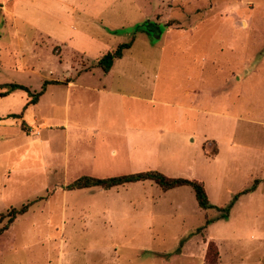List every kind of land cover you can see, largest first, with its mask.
<instances>
[{"label":"rangeland","instance_id":"rangeland-1","mask_svg":"<svg viewBox=\"0 0 264 264\" xmlns=\"http://www.w3.org/2000/svg\"><path fill=\"white\" fill-rule=\"evenodd\" d=\"M79 6L84 11L70 12L75 21L67 17L59 21L56 19L58 14L52 10L50 15L33 11L31 14L37 18L35 25L50 31L72 32V36H68L70 46L66 44L63 48L55 39L40 36L32 51H8V58L15 60L14 69L36 75L30 79L25 73L15 72L5 56L6 51H1L0 83L27 81L32 86L30 91L36 92L44 79L71 78L82 74L86 68L93 71L96 60L104 52L139 34L130 51H124L129 61L117 59L114 75L101 79L107 82L121 79L122 82L126 77L154 71L159 78L158 95L164 101H169L170 89L179 92V88H198V98H202L200 103L204 109L203 121L198 128L200 133L210 136L205 138L201 149L202 137L194 133L198 128L193 122L192 135L183 140L176 138L170 147L162 145L161 153L168 156L163 158L160 166L167 176L202 182L208 199L217 206L205 210L199 208L189 186L165 191L161 204H183L186 217L183 222L173 220L155 224L152 239L145 234L137 235L136 229L130 227L124 233H115L116 251L126 258L125 264L132 263L136 256L143 264L154 263L156 256H168L176 248L180 256L187 257L184 261L177 258L176 263L208 264L205 257L210 242L217 249L216 264L264 263V0H91L90 3L80 0ZM147 19L168 23V29H171L165 28L168 32H162L154 45L148 38L149 46L144 41L148 37L144 31L136 30L137 24ZM81 32L86 33L85 36ZM26 33L30 36L32 30ZM11 40L10 34H0V45L8 46ZM136 56L141 63L138 68L131 62ZM49 57L54 63L53 60L46 61ZM42 61L45 66L37 67V62ZM126 61L133 67L123 68L122 72L121 65L126 66ZM95 76H82L79 82H96ZM122 86L130 88L133 85ZM4 90L0 87V92ZM45 96L38 108L39 115L63 118L62 92L51 90ZM92 96V92L74 91L70 107L72 110L76 107L78 111L84 109L94 120V107H89ZM18 102L17 98H0V118L4 117L6 108H19ZM51 102L57 104L52 111L49 108ZM28 107L19 108L17 113L24 117ZM40 116L32 113L27 122L22 118L17 120L21 133L27 135V142H30L26 146L13 127L0 126V152L12 149L10 154L0 156V214L30 201H50L55 191L66 189V184L71 182L55 178L43 181L42 175L35 172L38 167L43 169L41 147L36 143L40 138L36 129L43 122ZM134 118L131 104L125 103L121 115L109 111L103 114L102 122L132 123ZM75 119L81 117L74 113L70 120ZM147 121L159 123L158 119L154 122L148 118ZM166 123L171 124L173 120L168 119ZM215 136L227 143L222 146L220 161L207 160L202 153L203 150L208 159L216 155ZM255 180L256 190L241 194L239 202L230 206L231 209H225L235 192L249 187ZM131 188L126 185L122 191L120 187L112 188L108 196L119 199V195L127 190L132 196L143 193L149 199V195H154L152 190L161 189L149 181L138 184L136 191ZM96 193H100V197L106 192L96 187L75 194L82 215L87 213L91 202L95 203L91 201V194ZM132 201L136 203L134 199ZM35 209L34 205L32 211L19 216L0 235V264L46 263L43 254L48 250L49 239L55 235V230L43 224ZM221 217L227 219L217 220ZM5 222L6 218H0V227ZM189 235L185 242H180V237ZM80 241L81 245L83 240ZM90 244L94 245V240L87 236L83 247L89 248ZM104 245L107 244L97 243L96 248Z\"/></svg>","mask_w":264,"mask_h":264},{"label":"crops","instance_id":"crops-1","mask_svg":"<svg viewBox=\"0 0 264 264\" xmlns=\"http://www.w3.org/2000/svg\"><path fill=\"white\" fill-rule=\"evenodd\" d=\"M86 2L90 3L91 0H86ZM79 4L80 0H0V34H10L12 39L10 41L12 45H0V53L1 51H6L5 56L8 58V51L10 52L11 50L18 52L32 51V46L40 36H46L47 39H55L58 43L62 44L63 48L66 44L70 46L68 42L70 38H68V36H72V32L67 30L66 33H61V31H50L45 27H39L34 24V20L37 18L31 13L34 11L38 14L50 15V10H52L55 15L58 14L56 19L59 21L66 17L75 21L76 18L70 14V12L84 11V9L80 8ZM53 17L55 16L53 15ZM166 28L168 29L170 26ZM28 30H32L30 36L26 33ZM166 30L163 32L165 33ZM168 30L170 31L171 29ZM80 34L85 36L86 33L81 32ZM143 34L148 36L144 32ZM138 35L139 34H136L132 37L131 46L124 51H130ZM60 36L61 39H59ZM144 41L147 45L151 44L148 41V37L144 39ZM157 42L158 41L153 42L152 45ZM9 46L12 47L9 48ZM72 48L75 49L76 47ZM124 51L120 58H115L113 60L108 71H103L95 64L93 71H88V68H86L82 74L74 75L71 78L63 77L59 80L52 79L58 82L46 84L43 93L39 96L36 103L26 105L30 96L21 89H16L5 96H0L3 100L17 98L19 100V108L23 107V109H25L29 106L24 117H21L19 115L20 113H17L19 108H16V106L14 108H6L4 110V112H6L4 117L0 118V126L13 127L17 137H19L26 146L30 142H27V135L22 134V130L17 125V120L22 118L24 122H27V120H29L28 116L32 113H37L38 116H40L38 108L44 96L49 94L51 90L61 91L64 95L63 118L56 119L50 116H40L43 122L40 124V128L36 129V132L40 135V138H38L39 142L36 143L41 147V164H43V169L38 167L39 169L36 168L35 172L42 175L43 181L55 178L72 182L74 179L83 175L104 178L148 169H155L162 172L164 169H162L160 165L163 162V158L168 156L161 153L162 145L165 147L169 145L170 147V145H174L176 138L181 140L184 138L186 139L193 134V128H191L193 122L196 128L202 123L203 117L201 118V116L204 109L202 103H200L202 98H198V88H179V92H177L176 89L174 91L170 89L169 101H164L158 95L159 78L154 74V71H152L153 74H135L136 76L134 77H126L122 82L121 79H117L116 82H107L105 79L102 80V77H112L114 75V70L118 68L117 59H128V54H124ZM140 59H142V57H140ZM48 60H53L54 63L53 58L49 57L46 61L48 62ZM4 61L6 60L4 59ZM128 61H126V66L121 65L122 72H124L123 68L133 67V65L128 66ZM138 61L137 56L135 60H131V62L136 63L137 68L140 67L139 64H141ZM8 62L12 63V69L15 70V72L25 73L28 75V79H30L31 76H36L14 69L13 65L15 60L13 57L8 58ZM20 62L24 64L23 59H20ZM36 66L43 67L45 63L44 61L37 62ZM82 76H95L98 80L93 83H80L79 80ZM37 81L38 77H36V82ZM44 81L51 80L44 79L40 89ZM11 82L22 84L28 88L32 87L27 81H24L25 83L21 80ZM122 85L133 86L127 88L128 86ZM74 91L93 93V100L89 103V107H94V120H91V114L89 117L87 116L84 109L81 111L80 108L78 111L75 107V109L72 110L70 101L74 95ZM178 95H182V98H178ZM201 97H203V95ZM76 101L79 102V99L77 98ZM125 103L131 104L133 114L136 115V118L133 119L134 122H123L118 124L102 122L103 114L109 111L121 115ZM56 105L55 102H51L49 104L50 110L52 111L56 108ZM74 113H77L81 119H75L76 121L70 120L71 115L73 114L74 116ZM10 114L18 116L11 117L9 116ZM148 118L154 119V122L158 119L159 123L154 124L152 122V124L147 121ZM168 119L173 120V123H166ZM198 131L199 128L194 133L202 137L199 142L201 146L205 138L210 136ZM214 138L218 144V152H216V155L208 159L203 150L202 153L207 160L220 161L222 146H226L227 143L223 139L217 138V136ZM11 152V148L5 149L0 152V156L10 154ZM168 154H170L169 151ZM169 168L171 169V167ZM147 181L149 180L130 182L124 184V186L118 185L108 189L101 188V192L106 193L104 195H99L100 197H98L100 193H96V195L91 194V201L95 203L91 202L88 205V210H86L87 213L84 215L81 214V206L74 199L75 194L83 189L66 188L61 191H55L52 197H50V201H45L46 199H43V203H39L42 199L33 201L21 215L32 211V207L35 205L36 209L34 212L38 213L36 215H40L43 224L55 230V235L49 239V248L43 254V260L46 261L45 264H125L126 258L123 259L121 254L116 251L118 243L115 239V233H124L125 230H127L126 228L130 227L137 230H135L137 235L145 234L148 238L152 239L154 237L153 228L155 224L161 225L173 220H180L183 222L186 217L185 212L182 210L183 204L175 203L172 205V202L167 206L161 204L163 201L161 196L164 195L167 190H152L151 192H154V195H149V199L143 193H141V195L132 196L127 190L123 191V195H119V199L116 197L111 199V197L108 196L112 188L120 187L122 191L126 185L132 187L131 189L136 191V189L139 188H137L138 184ZM253 184L254 183L243 190L235 192L231 199L236 193L245 191L241 193L244 194L256 190L257 184L255 188L248 190ZM205 188L206 187H204V189ZM241 194L234 200L231 207L235 202H239ZM133 199L136 203H133ZM54 200L55 202L53 204ZM209 202L212 207L217 206L210 200ZM21 215H18L15 220ZM221 219L224 220L227 218L221 217L217 220ZM190 235L187 237H180V242H185L186 240L184 239L189 238ZM87 236H91L92 240H94V245L90 244L91 246L89 248L83 247L84 239H86ZM173 237L176 239L177 236L173 235ZM81 239L83 241L80 245ZM97 243H106L107 245L96 248ZM175 250L172 254L168 253V256H156L154 258L156 262L153 263V261H151L150 264H178L175 262L177 258H181L180 260H187V257L180 256V251ZM121 261H123V263H121ZM141 261L143 260L136 256L130 264H143ZM185 264L187 263L185 262ZM255 264L264 263L258 261Z\"/></svg>","mask_w":264,"mask_h":264},{"label":"trees","instance_id":"trees-1","mask_svg":"<svg viewBox=\"0 0 264 264\" xmlns=\"http://www.w3.org/2000/svg\"><path fill=\"white\" fill-rule=\"evenodd\" d=\"M168 27V23H160L156 22L155 20L147 19L142 21L141 23L137 24L136 30L144 31L150 40V42H155L160 38L161 33L163 30ZM132 44V38L129 41L119 43L113 50H108L104 52L96 61L97 66H99L103 71H108L112 65V62L115 58H120L122 53L125 49L129 48ZM58 81L51 80V81H44L42 87L39 91L32 92L27 86H24L19 83H3L0 84L1 88H4V91L0 92V96H5L8 93L12 92L16 89L24 90L30 99L27 101L26 105L36 103L39 96L43 93L46 84L48 83H57ZM9 116L17 117L18 115ZM149 180L158 185L162 190H169L175 187L187 185L192 188L194 192V197L199 207L202 209L211 208L212 205L209 202L207 193L204 189L202 182L197 181L195 179H189L184 177H171L163 174L162 172L155 170V169H148L138 172H132L127 174L115 175L110 177L104 178H97L92 176L83 175L68 185H66L67 189H85L91 187H100L104 189H108L118 185H124L126 183L135 182V181H143ZM257 181H254V184L248 189L251 190L255 188ZM247 191V190H246ZM245 191L236 193L229 205L225 207V209L229 210L230 206L234 202V200L239 196V194ZM32 201L22 204L20 207H10L4 213L0 214V218H6V222L0 227V234H2L6 229L9 228L11 223L15 220L18 215L23 214L27 208L30 206ZM206 224V223H205ZM206 225H203V227ZM217 259V249L215 245L210 242L207 247L205 261L208 264H216Z\"/></svg>","mask_w":264,"mask_h":264}]
</instances>
